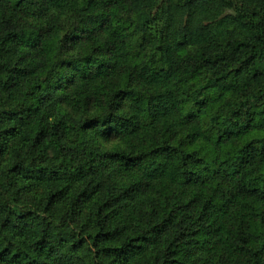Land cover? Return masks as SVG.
Instances as JSON below:
<instances>
[{"label":"trees","instance_id":"trees-1","mask_svg":"<svg viewBox=\"0 0 264 264\" xmlns=\"http://www.w3.org/2000/svg\"><path fill=\"white\" fill-rule=\"evenodd\" d=\"M0 264H264V0H0Z\"/></svg>","mask_w":264,"mask_h":264},{"label":"rangeland","instance_id":"rangeland-1","mask_svg":"<svg viewBox=\"0 0 264 264\" xmlns=\"http://www.w3.org/2000/svg\"><path fill=\"white\" fill-rule=\"evenodd\" d=\"M105 147H106L107 149H110V148H113L114 145H113V144H108V145H106Z\"/></svg>","mask_w":264,"mask_h":264}]
</instances>
